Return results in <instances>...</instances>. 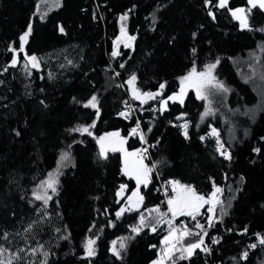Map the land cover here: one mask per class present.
Returning a JSON list of instances; mask_svg holds the SVG:
<instances>
[{
    "label": "trees",
    "instance_id": "16d2710c",
    "mask_svg": "<svg viewBox=\"0 0 264 264\" xmlns=\"http://www.w3.org/2000/svg\"><path fill=\"white\" fill-rule=\"evenodd\" d=\"M41 1L0 0V260L264 264V245H257L258 236L264 237V13L252 14L242 29L229 11L241 0L227 8L217 0L207 6L205 0H60L40 15ZM29 24L32 31L20 52L19 38ZM122 25L135 40L129 47L120 42V54L113 57ZM32 55L38 68L26 60ZM211 64L214 82L227 91L210 88L205 100L191 87L182 106L169 104L160 112L159 100L175 94L182 77L194 66L203 71ZM132 75L141 93L157 92L162 83L165 88L142 104L126 83ZM93 95L97 108L84 107ZM128 100L135 116L120 115ZM206 102L209 114L201 119ZM137 122L140 128L131 134ZM186 122L187 138L180 127ZM93 123L92 135L70 131ZM112 131L127 138L129 149L147 146L152 167L149 183L140 188L141 209L119 218L124 200L118 201L117 192L125 185L129 194L135 184L122 174L119 153L99 155L97 138ZM216 139L230 159L219 154ZM64 153L69 164L60 168ZM55 172L56 192L47 203L37 200L35 191ZM157 179L178 180L205 198L214 184L222 190L211 226L212 205L202 207L195 220L185 215L191 234L167 258L163 241L170 232L163 226L132 231L150 209L168 212ZM201 236L204 245L191 256L180 251ZM87 239L96 241L91 257L84 250ZM122 239L117 258L112 242ZM251 243L257 246L249 249Z\"/></svg>",
    "mask_w": 264,
    "mask_h": 264
},
{
    "label": "snow or ice",
    "instance_id": "6c2138e0",
    "mask_svg": "<svg viewBox=\"0 0 264 264\" xmlns=\"http://www.w3.org/2000/svg\"><path fill=\"white\" fill-rule=\"evenodd\" d=\"M211 2V0H205V4L206 6ZM248 5H250V7L248 8H244V7H240V8H236L235 10H231V14L233 16L234 19L238 20L240 22V26L241 28H248L249 24H248V14L251 13V11L257 7H259L260 9L264 10V0H247ZM228 5V0H219V4L218 7L220 8H224ZM209 15H212L211 12H209ZM121 21H125L127 19V15L121 16ZM32 31V25L29 24L28 25V30L26 32L23 33V35L20 36V47H19V51L20 52H24V46L28 41V37L31 34ZM61 32L64 31L63 28L60 29ZM121 37H126L127 41H132L135 40V37L133 36H127V33L125 32V28L122 25L121 27ZM122 42L121 38L118 37L117 41L114 42V49L112 52V56L116 57L118 56L120 53L116 50V46H118V44ZM130 45L128 43H125V47H129ZM26 60L28 61V63L31 65L32 68H38L39 64H38V60L37 57L32 55V56H26ZM17 63L16 57H13L12 60V66H15ZM27 67V65H26ZM121 67H123V65H121ZM216 65L215 64H211L208 65L205 70L203 71H197L196 67L194 66L190 72L188 73V75L184 76L181 78L180 80V90L178 93H175L172 96H168L167 100H179L180 103H183V97L187 94V89L189 87H194L196 89L197 92V98L199 99H206L205 96L202 95V90L207 87V86H211V87H217V88H222L224 91H227V88H224L223 84L220 82H215V77L212 75L213 69H215ZM136 76L132 75L130 77V79L128 81H126V83L129 85L131 92H132V98L136 99V100H140V102L146 103L148 100H154L156 99V97L160 96L163 89L165 88V84H160L159 85V90L157 92H144L141 93L136 87H135V83H136ZM167 100H162L161 103V109H164L166 104H167ZM43 103V102H42ZM84 107H92V108H97V97L95 95H93L88 102L84 105ZM97 114H98V109H97ZM209 113L206 111L204 113H202L201 115V119H203L204 116H207ZM121 116L127 117L128 113L127 112H121L120 113ZM180 117H178L179 119ZM95 124L93 123L92 125H88V126H79L77 128L71 129L70 131L73 132H80L81 134L83 133H87L88 135H92V132L89 130L91 127H94ZM180 127L183 129V134L185 136V138L188 137V123H184L183 125H180ZM140 128V124L139 122H137L136 128L132 129V133L131 134H137L138 129ZM150 131V129H149ZM212 135H216V130L213 129L212 130ZM109 138H116L114 140H111L108 144V146L105 145V141L109 140ZM204 137H201V140H203ZM144 137L141 134V141L143 142ZM97 143L100 145V152L99 155L102 159H106L107 158V152L108 151H112V152H124V167L122 168V172L125 175H130L133 176L136 179V183H137V188H139V186L141 184L147 186L148 182H149V176L148 174L152 171V168H148L147 166L143 165L142 162V157L138 163V166H133L132 169L130 170V164H129V160L128 157L131 156H137L139 155V150L137 151V153H128L124 148L123 145L125 143V141L120 138V134L118 132L116 133H107L105 136L99 137V139L97 140ZM217 151L220 152V154L222 156H224L225 159H230V155L226 150L221 151L224 146L223 144L220 143L219 140H217ZM256 151H259V149H257ZM69 155L68 153H64L61 156V161H65L68 160ZM153 167H155V165H153ZM56 180L52 178V174H49V179L46 181L42 182V186L46 185V189H45V193L47 189H51L53 193L56 192ZM169 183L172 185V190L173 193L175 195H173L170 199H168V206H169V212L172 213L173 218H175L177 215H188L191 216L194 220L196 218L197 215L200 214V209L205 205V204H209L212 205V207H210L208 209L209 212H213L215 209V206L217 204H221L222 202L219 199V196L217 195L218 193H220L222 190L219 187H216L215 184L213 185L214 187V191L213 193L208 196L207 198H205V196L203 195H198L195 191V189L190 186V185H183L180 183V181L178 180H172L169 181ZM126 186L125 185H121L120 186V191L117 192V196H120L121 193L123 192L124 188ZM133 197H136V200L133 201ZM133 197H128V207H122L117 213L116 216L117 218H119L124 212L126 211H132V210H137L139 205L143 202V197L139 194V191H135L133 192ZM37 200H41L43 199L45 201V203H47V200L51 199L50 196H41V195H36L35 197ZM149 212H159V208H153L150 209ZM164 214L161 213V216H163ZM209 220V226H211V221H212V217L209 216L208 217ZM160 220H157V223H160ZM168 223L171 225V221H168ZM146 224V218L143 216V214H141L140 216V226L137 227H133L132 231L133 232H139L142 226H145ZM197 228H202L203 226L199 223L196 224ZM153 231H155V227H153L152 229ZM247 229H245L246 231ZM176 229L173 228L172 231L169 233V236L165 237L163 243H165L166 245H168V248H166V258L167 256L171 255V250L175 248V244L171 243V241L173 239H175L176 243H179L180 239L183 238V236L185 235H190L191 233L185 229L184 232L182 233V235L180 237H174L173 233H175ZM198 235V234H197ZM214 243H216L217 241L214 239L213 240ZM258 242L260 245H264V237H259L258 236ZM96 243L95 240L93 239H87L86 242L84 243V250L87 256L91 257L93 255H95V249L93 247V245ZM113 247H112V253L113 255H115L117 258L120 257V251L116 248V241L112 242ZM204 245V238L203 236H201L199 238V241L197 243H190L188 244L186 247L181 248L180 251L182 253H187L188 256H191L193 254V251L195 249L201 248V246ZM257 245L256 244H251L249 245L250 248H255ZM120 249H123L125 247L124 243H123V239L120 241L119 244ZM204 251H208V248L205 246L203 248ZM0 251H2V249H0ZM35 251V250H33ZM248 255L247 252L242 254V258H246ZM181 258H184L183 256H181ZM0 264H4V261L0 260ZM7 264H12L11 260H9L7 262Z\"/></svg>",
    "mask_w": 264,
    "mask_h": 264
},
{
    "label": "rangeland",
    "instance_id": "374dc122",
    "mask_svg": "<svg viewBox=\"0 0 264 264\" xmlns=\"http://www.w3.org/2000/svg\"><path fill=\"white\" fill-rule=\"evenodd\" d=\"M242 1V3L241 4H239V5H236V6H234V7H232L231 9H229V11H230V15H231V17H232V19L238 24V26L241 28V26H240V22L238 21V20H236V19H234L233 18V16H232V14H231V10H235L236 8H240V7H244V8H248V7H250V5H248V3H247V0H241ZM230 2H231V0H228V5L226 6V7H224V8H227V7H229V5H230ZM59 3H60V0H42L39 4H38V8H37V11H38V13L40 14V15H45V14H47L48 12H50L51 10H53L54 8H56L58 5H59ZM219 4V0H217V5ZM262 12V13H264V10H262V9H260L259 7H257V8H255V9H253L252 11H251V13L250 14H248V23H249V18H250V16L252 15V14H254V13H256V12ZM125 28V27H124ZM242 29H244V28H242ZM121 31V30H120ZM120 38H121V43L122 44H125V43H128V42H131V41H127V39L125 38V37H121V33H120ZM213 83H215V82H213ZM180 86H181V84H180ZM179 86V87H180ZM210 88H213V87H211V86H207V87H205L203 90H202V95L203 96H207V92H208V90L210 89ZM214 88H216V89H218L217 87H214ZM193 90H194V92H195V94L197 95V92H196V89L193 87ZM205 100H207V98L205 99ZM208 102H206V104H207ZM92 108V107H91ZM157 108V107H156ZM125 110H127V108H125ZM135 110V109H134ZM156 110V109H155ZM206 110H207V112H209V107H208V104H207V108H206ZM127 112V111H126ZM135 113H136V111H135ZM183 125V124H182ZM117 131H112V132H109V133H116ZM119 133V132H118ZM211 133H212V131H211ZM107 134V133H106ZM106 134H103L102 136H105ZM120 134V133H119ZM212 135V134H211ZM216 135H217V132H216ZM102 136H100V137H102ZM213 136H215V135H213ZM120 138H122L124 141H125V143H124V145H123V148L128 152V153H137V151L139 150V155H137V156H131V157H128V160H129V164H130V170L132 169V167L133 166H138V163H139V161H140V159H141V157H142V162H143V165H145V166H147L148 168H152V167H150L149 165H148V163H147V161H146V159H145V149H144V147H140V148H137V149H129L128 147H127V138H124L123 136H121V134H120ZM99 139V137L97 138V140ZM114 139H116V138H109V140H106L105 141V145L106 146H108V144H109V142L111 141V140H114ZM96 140V141H97ZM217 140H219V139H216V147L218 148V145H217ZM220 141V140H219ZM97 145H98V151L100 152V145L97 143ZM224 149H222L221 151H223ZM228 152V151H227ZM108 153H119L120 154V157H121V164H122V168L124 167V159H125V156H124V152H120V151H117V152H112V151H108L107 152V154ZM219 154H220V152H219ZM221 155V154H220ZM67 164H69V159L68 160H65V161H61V159H60V162H59V167L61 168V167H64V166H66ZM122 174L126 177V178H128V179H130V180H132L133 182H134V184H135V188H134V190H132L129 194H127V186L124 188V190H123V192L121 193V195L120 196H117V198H118V201H121V200H124V204L121 206V208L122 207H128V197H133V192H135V191H139V194L141 195V193H140V188L141 187H143V186H145V185H143V184H141L140 186H139V188H137V183H136V179L133 177V176H130V175H125L123 172H122ZM58 175H59V172H55V173H52V178L53 179H55L56 181H57V177H58ZM148 176H149V180H150V176H151V172L148 174ZM49 179V178H48ZM47 179V180H48ZM149 183V182H148ZM45 189H46V185H44V186H39V188L35 191V197H36V195H41V196H50L51 197V193H52V190L51 189H47L46 190V193H45ZM118 191H120V189L118 190ZM142 196V195H141ZM136 200V197H133V201H135ZM40 201H42V202H45L43 199H41ZM49 200H47V202H48ZM142 204H143V202L139 205V207H138V209L137 210H139V209H141V207H142ZM206 205H209V204H205L204 206H206ZM203 206V207H204ZM120 208V209H121ZM167 208H168V212H169V206H167ZM209 209V208H208ZM137 210H132V211H137ZM132 211H126V212H124V213H127V212H132ZM168 212H167V214L165 213V212H149L148 214H144L143 216L146 218V224H145V226H142L141 227V229H145V228H147V227H154V226H163V229H164V226H165V224H166V222H167V220H168V218H169V214H168ZM161 213L162 214H164L163 216H161ZM171 215H172V213L171 212H169ZM213 213L214 212H209V216H211V217H213ZM177 216H179V215H177ZM157 220H160L161 222L160 223H157ZM139 226H140V223H139ZM165 230V229H164ZM167 231H169V232H171L170 230H167ZM169 236V235H168ZM173 236L175 237V235L173 234ZM181 241H183V239L181 240ZM171 243H173V244H175V247L178 245V247H179V244L178 243H176V241H175V239H173L172 241H171ZM119 242H117V244H116V248L119 250L120 249V247H119ZM166 245V244H165ZM168 246V245H167ZM93 247H94V245H93ZM113 247V246H112ZM168 248V247H167ZM177 248V247H176ZM175 248V249H176ZM180 248V247H179ZM95 249V248H94ZM174 249H172L171 250V252L173 251Z\"/></svg>",
    "mask_w": 264,
    "mask_h": 264
},
{
    "label": "built area",
    "instance_id": "2783aa9c",
    "mask_svg": "<svg viewBox=\"0 0 264 264\" xmlns=\"http://www.w3.org/2000/svg\"><path fill=\"white\" fill-rule=\"evenodd\" d=\"M125 32L127 33V36H130L129 31L127 29H125ZM126 108H127L126 111L129 115L135 116L134 106L129 100L126 101ZM182 131H183V129H182ZM144 149H145V154H146L145 158H146L147 156H149V150H148L147 146H145ZM157 188H158V191L160 192V194L162 195L164 204L167 208L168 199H170L173 195H175L173 193V190H172V185L169 182H161L157 179ZM167 211H168V208H167ZM168 214H169V218H168V220L164 226V229L172 231V229L175 228L176 231L173 234L175 235V237H180L185 229L188 230L187 225H186V221H185V215H179V216H176L175 218H173V216L169 212H168ZM168 221H171V225L168 223ZM185 236H183V238ZM182 239H180V241L178 243L180 246H182V241H181ZM251 244H253V243H251ZM257 245H260L259 242H257ZM206 247L208 248V251H204V254L210 256L212 249L210 246H206ZM248 248L253 249L250 247H248ZM243 259H245V258H243ZM184 261L186 263H188V261H189V258L186 255H184ZM216 264H220V262H218Z\"/></svg>",
    "mask_w": 264,
    "mask_h": 264
},
{
    "label": "water",
    "instance_id": "95a60500",
    "mask_svg": "<svg viewBox=\"0 0 264 264\" xmlns=\"http://www.w3.org/2000/svg\"><path fill=\"white\" fill-rule=\"evenodd\" d=\"M180 87H181V86H180ZM180 87L178 88V91H177L176 93L179 92ZM190 88H191V87H189V88L187 89V94H188ZM187 94L183 97V103H180L179 100H167L168 97L165 98V99H163V100H167V104H166V106H165L164 109H161V103H159V109H160V112H161V113L165 112V111L167 110V105H168V104H176V105L182 106V105L184 104V101H185L186 97H187ZM172 95H174V94H172ZM172 95H170V96H172ZM160 102H161V101H160Z\"/></svg>",
    "mask_w": 264,
    "mask_h": 264
},
{
    "label": "flooded vegetation",
    "instance_id": "af4514ba",
    "mask_svg": "<svg viewBox=\"0 0 264 264\" xmlns=\"http://www.w3.org/2000/svg\"><path fill=\"white\" fill-rule=\"evenodd\" d=\"M163 99H165V98H161V99L159 100V102L162 101ZM168 105H169V104H168ZM168 105H167V107H168Z\"/></svg>",
    "mask_w": 264,
    "mask_h": 264
}]
</instances>
